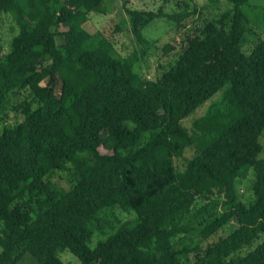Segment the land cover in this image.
Wrapping results in <instances>:
<instances>
[{
  "label": "trees",
  "instance_id": "16d2710c",
  "mask_svg": "<svg viewBox=\"0 0 264 264\" xmlns=\"http://www.w3.org/2000/svg\"><path fill=\"white\" fill-rule=\"evenodd\" d=\"M101 3L0 0L17 26L9 50L0 47V114L20 89L33 99L18 107L21 121L0 126V264H66L63 250L76 264H264V38L242 50L249 23L264 33V7L230 0L149 82L141 55H117L81 26ZM124 12L147 46L145 22L189 15ZM248 171L246 203L236 182ZM57 172L65 185L52 181ZM115 206L135 221L92 246L108 225L100 213ZM228 223L226 236L207 242Z\"/></svg>",
  "mask_w": 264,
  "mask_h": 264
},
{
  "label": "rangeland",
  "instance_id": "374dc122",
  "mask_svg": "<svg viewBox=\"0 0 264 264\" xmlns=\"http://www.w3.org/2000/svg\"><path fill=\"white\" fill-rule=\"evenodd\" d=\"M251 5L263 6L264 0H248ZM125 8L152 10L158 11L161 9L167 13H188L180 23L167 20L165 18H156L149 22H145L142 27V32L151 45L139 44L133 37L130 31V21ZM100 8L104 12L90 11L82 20L83 26L88 32H100L104 41V47L111 45L116 50L117 55L126 56L131 52H136L141 55V73L151 82L160 74L161 66L168 67L177 57L180 46L183 44L187 35L194 30L201 28L207 21L211 19H219L222 13L231 8L230 0H102ZM245 9V8H244ZM219 27L225 31L229 29V22L225 21ZM17 32V26L7 14L0 15V47L2 52L9 50V45L12 36ZM264 38V33L256 28L253 24H248L244 35L242 50L248 53L260 40ZM61 37H58V44L61 43ZM170 44L172 49L168 52L164 51V47ZM220 95L214 96V100H218ZM25 101L32 102L27 89H20L17 95H11L6 102V109L0 114V126H10L21 121L23 115L18 107ZM209 102H205L196 111L186 118L183 123L188 126L190 120L194 116L202 115ZM262 151L260 157L264 158V131L260 136ZM101 153L106 150L103 147L99 148ZM135 148L125 150L127 153L134 152ZM185 157L192 156L191 148H188L184 154ZM182 159H176L175 163L178 167L182 166ZM67 180L66 172H57L52 181L60 185H65ZM252 182L253 174L251 171L246 173L245 178L236 182L238 197L243 202L250 201L252 197ZM102 220L107 222L104 228L105 234L94 232L92 235L91 245L103 238L107 233L115 230L122 222L132 224L135 221V214L132 211H125L115 206L113 208L103 209L100 213ZM233 224H227L216 234L207 239V242L217 240L219 237L226 236ZM260 240L252 242L250 247L243 248L241 254L246 253L249 249L257 245ZM59 256L66 264H76L78 259L73 256L68 250L59 252ZM191 257V256H190ZM21 264H24L22 262Z\"/></svg>",
  "mask_w": 264,
  "mask_h": 264
}]
</instances>
